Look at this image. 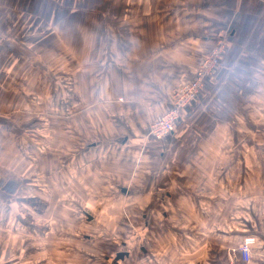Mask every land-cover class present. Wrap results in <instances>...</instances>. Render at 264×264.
Wrapping results in <instances>:
<instances>
[{
	"label": "crops",
	"instance_id": "obj_1",
	"mask_svg": "<svg viewBox=\"0 0 264 264\" xmlns=\"http://www.w3.org/2000/svg\"><path fill=\"white\" fill-rule=\"evenodd\" d=\"M80 1H86L85 7H89V2L96 0ZM99 1L104 2V7L99 8V17L94 15L93 7L85 8L88 10L82 13L98 18L96 29L109 35L106 43L100 42V46H107L108 55L95 66L80 57L83 66L80 72L84 76L87 73V79L81 83L86 89H81L80 95L85 97L84 102L92 97V104L85 103L84 110L73 114L82 116L83 122L70 124L66 138L59 133L56 138L51 137L54 145H67V153H44L39 146L41 127L37 126L40 120L36 113L42 112V105L32 96L39 92L37 86L27 82L41 80L37 68L43 59L33 55L27 58L25 50L17 51L12 46L14 42L8 43L6 38L1 41L0 264H101L97 253L106 250L98 248L96 242L103 235L76 237L74 229L75 205L88 190L84 188L88 175H96L85 166L80 167L81 162H87L80 143L84 142L83 148L88 144L98 149L90 154H96L95 159L100 158L99 150L103 146L127 147L125 151L129 154L137 153L144 146L150 152L169 148L170 139L159 141L148 136L149 124L170 110L177 87L195 78L202 58L226 32L229 35L223 36L226 41L220 66L205 86L216 95L212 105L218 114L210 124L215 125L212 133L221 134L224 129L230 132L225 138L209 139L210 150L207 148L206 152H198L203 145L200 143L188 155L190 168L180 176L175 172L185 167L183 159L176 158L181 154L164 151L150 154L143 168L148 171L147 185L153 186L155 195L149 207L153 215L147 218L146 225L160 223L156 211L160 200L166 203L161 195L165 196L166 185L175 177L179 181L173 193L181 199L172 201L175 211L163 223L177 228L173 235H178V239L174 241L173 235L167 234L169 228H164V240L169 239L165 246L170 254L165 264H264V0ZM74 4L75 0H0V34L6 36L20 29L17 25L25 24L26 15L48 18L55 31L66 20L63 27L69 33L74 32L71 29L75 24ZM21 5L24 8L17 7ZM74 62L72 59L71 64ZM45 63L55 62L49 57ZM91 75H95L94 81ZM225 81L228 87L223 86ZM237 100L238 112L248 122L244 129L249 125L250 129L259 130L258 134H240L230 124V115L226 114L225 118V113L234 111ZM195 102L182 111L183 117L187 113H202L201 102ZM191 107L193 110L189 111ZM222 116L223 122L219 125ZM75 117H68L67 124ZM100 124L103 127L97 126ZM31 130L35 133L30 137ZM173 141L192 143L193 138L188 140L186 136ZM58 158L65 160L66 168H59ZM101 161L105 168L100 170H109L115 178L122 175L117 165L113 168L105 164L104 158ZM189 172L192 174L187 175ZM126 175L140 179L133 167ZM103 188L105 192V181ZM100 190L93 192L102 193ZM189 196L191 200L186 198ZM41 208H46L44 212L51 218L50 225L45 222L51 231L45 236L41 231ZM60 209L65 210L66 221L59 218ZM69 214L72 222L68 220ZM86 214L91 221L93 216ZM63 221L70 224L65 225ZM207 229L210 232L205 233ZM139 236L144 243V234ZM247 236L259 239L249 262L234 253ZM146 237L149 239V235ZM62 240L70 243H60ZM76 241L83 248L76 247ZM153 245L154 241L150 246ZM129 248L125 247L126 250L110 259L104 256L105 264L133 260L134 250ZM118 254L124 257L119 258Z\"/></svg>",
	"mask_w": 264,
	"mask_h": 264
},
{
	"label": "rangeland",
	"instance_id": "obj_2",
	"mask_svg": "<svg viewBox=\"0 0 264 264\" xmlns=\"http://www.w3.org/2000/svg\"><path fill=\"white\" fill-rule=\"evenodd\" d=\"M85 2L75 0V4L73 7L76 14L74 17L75 24L74 27L71 28L74 32L69 33L67 31L68 29H66V27H63V25H66V20L60 22L58 32L55 31V29H52L53 27H50V22H47L48 18L26 15L23 19L25 22V26L17 25L18 27H20V29L17 28V30H14V33L17 32L20 34V36L18 34L13 35L14 33L11 34L10 32L6 33V36L0 34V45L2 44L1 41L6 38L5 40L8 41V43L14 42L12 46L17 51L19 48L25 50L27 58L33 55V57H38L41 60L43 59L42 64H38V66L40 67L37 68V71L39 72L38 76L41 80L28 81L27 84L33 86L36 85V91H39L37 93L39 96L37 94H33L32 96H35V102L39 103V105H42V112L40 111L36 113V116L40 120V122L38 121L37 126L41 128L38 129L36 127L33 130L35 131L36 129H41L39 131L40 134L38 135L41 139V143L39 146L44 153H67V145H54L51 142V137L56 138V133H59L60 137L65 136L66 138L67 127L70 124L72 125L74 122L82 124L83 122L82 116L75 117V115L73 114H76V112L79 113V110H84L86 105L85 103L92 104V97L87 98L86 96L87 101L84 102L83 98L85 99V97L82 98V95H80V90L86 89V87H84L81 83L84 79H87V73L85 72L84 76L82 75V72H80V70L83 68L81 58L85 60L88 59L90 61V65L93 64L92 66L97 65L99 61H104L105 59H107L108 48L105 45L100 46V42L106 43L107 39H109V35L105 33H99L96 29L98 27V18L85 16L82 13V10H88L85 8L93 7L94 15L99 17V8L104 7V2L101 3L99 0L90 1L89 3L91 6L89 7H85ZM17 7L24 8V6L22 5ZM61 7L62 6L60 5V8ZM92 25H94L93 29ZM61 30H63V32H61ZM11 32H13V30ZM221 35L222 36H220L215 42L212 50L202 58L201 62L197 66L195 77L201 71V67L204 65L205 60L211 58L212 54H215L216 50L218 49V43H224L226 41L224 38H227L229 34L226 32L222 33ZM67 39H69V48L66 45V43L68 42ZM50 52L52 56H49ZM49 57H52L53 62H55L54 64L45 63L46 60L49 59ZM72 59L75 61L73 64H71ZM219 64L220 62H218L217 68L220 66ZM86 67L88 68L87 64ZM17 68L18 72L19 67L17 66ZM217 68H215L211 72V66H209V70L207 73H205V76L203 78L202 88L194 101H192H196L195 103L201 102L202 113H187L184 117V113L181 114V120H179L175 124L173 131L163 136L162 138H156L151 129V124L153 122L149 124V137L159 141L164 138L171 140V144L169 145L170 147L163 150L164 152H176L182 155L176 158L183 159L182 164H184L185 167L177 170L175 172V175L180 176L183 174V170L190 168L187 167L188 155L196 151L200 143H203V145L200 146V150L198 152H206L207 148L210 150L209 139L215 136L225 138L230 132V130L224 129V131L220 132L221 134H213L212 131L215 125H212L213 128L210 125L212 123V120L215 119L218 114V112H214L215 108L212 105V103L216 100V95L212 94L209 86L206 85V87L205 83L209 80V78H211ZM52 76L57 77V79H53ZM94 76L95 75H91V79L93 81L95 79ZM192 81L185 84L191 83ZM223 86L228 87V82L225 81L223 83ZM174 102L175 100L172 98V105L174 104ZM188 108L189 107L187 106L184 108L185 110H183L186 111ZM192 110L193 108L191 107V110L189 111ZM226 114L230 115V124L235 125V131H238L240 134H242L243 132L249 133L251 135L258 134L259 130L250 129L249 125H247V129H244L245 123L248 122H246L247 119L243 116V114L238 112V100L234 105V111L225 113V118ZM256 115H258V113ZM68 117L69 119L75 117V119L71 120L67 124ZM222 118L223 116L218 120L219 125L223 122ZM27 119H29V116L27 117ZM31 123H34V121L31 120ZM97 126L103 127V125L101 124ZM31 133L35 132H32L31 130L28 134L30 135V137L34 135ZM186 136L188 140L193 138V142L191 143L190 141H173V138H183ZM79 137L82 136L79 135ZM80 144H82L80 151L82 153H85L87 160L85 164L81 162L80 167L83 168L85 166L86 170H92L93 173H96V175L92 177L88 173L89 175L87 178V183H85L86 186L84 187L88 190L82 194L81 202L78 203V205H75V212L73 217L75 218L74 229L76 232V237L82 235L87 236L90 234H99L100 236L103 235V238L96 242L98 244V248L106 250V252H102L100 249L97 250L102 252L97 253V256L101 258V264H105V261L103 259L104 256L110 259L114 255H116V253L121 252L122 250H126L125 247H130L129 250H134L133 255L131 256L134 259L132 260L128 258L125 260L124 264H147V262L148 264H158L162 262V264H165L168 261V257L170 254L165 246V243H169V239L164 240V228H169L167 234L170 235H173V230L177 228L173 229L174 226L163 223V219L171 216V211H175L172 205V201L175 199H181L176 197V195L179 194L173 193V190L178 186L179 180L175 177L170 178L171 183L166 185V190L164 191L165 196L161 195V199L163 201H166V203L164 204L160 200V205L158 206V210L156 211V216H160L161 221H159L160 223H157L155 226H152L151 224L148 226L146 225V220L148 217L153 215V212L152 210H149V207L155 193L152 192L153 186L151 185L150 187L147 185L148 171L146 170V168H143L144 166L146 167V164L148 162L147 158L152 152L156 154L163 151L160 149H155L150 152L148 146H144L140 147L137 150V153L129 154L125 151L127 147L103 146L101 150H99L100 158L95 159L96 154H94L93 156H91L90 154L92 152L96 153V150L98 149L93 148L88 144H86L83 148L84 142ZM103 158L106 160L105 164L107 166L113 167L117 165L118 171L122 173V175L120 174L115 178V176L112 175L109 170H100L101 168H105L104 164L101 161ZM57 162L60 169L66 168L65 160L62 161L59 159ZM131 167H133V172L135 173V175L139 176V181L126 175V172H128ZM191 169H196V167L191 166ZM191 174L192 173L190 172L187 173V175ZM185 175L186 174H184L183 176ZM162 177L163 173L160 175V179ZM103 181H105V192H103ZM161 186L162 185L160 184V187ZM94 189H101L100 191L102 193L95 194L93 192ZM52 198L54 199V197ZM186 198L189 200L192 199V197L190 196ZM49 202L51 203V200ZM40 210L43 217V226L41 227V231L42 235L45 236L51 232L49 230V226L45 223L47 221V224L50 225L51 218L49 213L44 212L46 208H41ZM85 212L93 216L91 221H89V218ZM55 213L57 212L55 211ZM32 216L33 215L28 216L27 220H30ZM58 216L61 220H67L65 210L60 209L58 212ZM68 218L69 222H72V219H70V214ZM64 224L68 225L70 223L64 222ZM60 227H64L62 221H60ZM152 227H154L155 230H153ZM147 228H149L150 230L147 231ZM208 232H210V230H205V233ZM141 233L144 234V243L140 242L139 235ZM146 234L149 235L150 240L146 239ZM116 238H118L119 240H115ZM172 238L174 241H176L178 239V235H173ZM150 241L151 243L154 241V245L152 247L150 246ZM61 242L70 243L64 240L60 241V243ZM77 243L78 244L76 247L83 248V246L79 242ZM135 244L138 245L136 246ZM43 246L44 248H46L45 240H43ZM149 249H151L150 253L146 254Z\"/></svg>",
	"mask_w": 264,
	"mask_h": 264
},
{
	"label": "built area",
	"instance_id": "obj_3",
	"mask_svg": "<svg viewBox=\"0 0 264 264\" xmlns=\"http://www.w3.org/2000/svg\"><path fill=\"white\" fill-rule=\"evenodd\" d=\"M217 46L218 49L215 54H212L211 58L205 60L201 71L196 75L195 79L191 83L182 84L177 87L173 97L175 102L170 110L151 124V129L156 138H162L173 131L182 110L199 94L202 88L203 78L205 73L208 72L209 66H211V72L217 68L218 62H220V56L225 48V42L218 43ZM258 242L255 236H247L243 239L238 249L234 250V253L239 254L241 260L249 262L252 258V252L258 247Z\"/></svg>",
	"mask_w": 264,
	"mask_h": 264
},
{
	"label": "water",
	"instance_id": "obj_4",
	"mask_svg": "<svg viewBox=\"0 0 264 264\" xmlns=\"http://www.w3.org/2000/svg\"><path fill=\"white\" fill-rule=\"evenodd\" d=\"M118 257L119 258H123L124 257V254L122 255V254H118Z\"/></svg>",
	"mask_w": 264,
	"mask_h": 264
}]
</instances>
